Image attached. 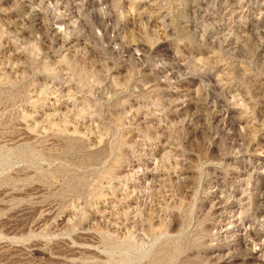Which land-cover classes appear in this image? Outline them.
Wrapping results in <instances>:
<instances>
[{"label": "rangeland", "instance_id": "obj_1", "mask_svg": "<svg viewBox=\"0 0 264 264\" xmlns=\"http://www.w3.org/2000/svg\"><path fill=\"white\" fill-rule=\"evenodd\" d=\"M0 264H264V0H0Z\"/></svg>", "mask_w": 264, "mask_h": 264}]
</instances>
